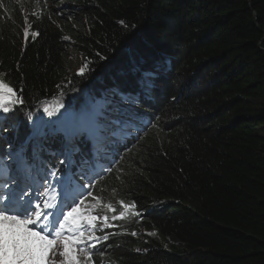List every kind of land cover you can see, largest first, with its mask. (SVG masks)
<instances>
[{
    "label": "trees",
    "instance_id": "16d2710c",
    "mask_svg": "<svg viewBox=\"0 0 264 264\" xmlns=\"http://www.w3.org/2000/svg\"><path fill=\"white\" fill-rule=\"evenodd\" d=\"M0 74L24 106L85 105L36 146L2 118L5 152L52 162L128 131L82 205L101 230L83 264H264V0H0Z\"/></svg>",
    "mask_w": 264,
    "mask_h": 264
},
{
    "label": "snow or ice",
    "instance_id": "6c2138e0",
    "mask_svg": "<svg viewBox=\"0 0 264 264\" xmlns=\"http://www.w3.org/2000/svg\"><path fill=\"white\" fill-rule=\"evenodd\" d=\"M24 34L27 37V29ZM32 35L35 36L36 33ZM84 73L85 67H81L79 74ZM18 102L20 101L16 90L0 79V111L7 113L11 111L8 105ZM89 196H92V193H89ZM93 199L97 204L102 205L101 197H93ZM82 205H84L83 200L75 203L73 199L58 212L51 214L56 217L51 222L49 215L39 210H33L35 213L33 218L26 208L17 211L8 206H0V264H57L55 260L57 255L62 258L59 264H83L82 255L87 260H91L92 253L84 245L86 241L98 240V238L94 234L86 233L95 227V221L100 217L92 214L95 206L84 208ZM102 206L109 211H116L111 204ZM120 206L124 209L120 213V218L135 207L123 201L120 202ZM65 208L67 211L64 210ZM104 219L106 221L107 216ZM38 223L42 225L40 230L36 228ZM49 223L54 229L51 232L48 231ZM85 225L88 227L86 228ZM57 245H62L63 250L57 252ZM77 245L81 247L78 248Z\"/></svg>",
    "mask_w": 264,
    "mask_h": 264
},
{
    "label": "rangeland",
    "instance_id": "374dc122",
    "mask_svg": "<svg viewBox=\"0 0 264 264\" xmlns=\"http://www.w3.org/2000/svg\"><path fill=\"white\" fill-rule=\"evenodd\" d=\"M66 69H68V71H72L73 73H77L80 69V59L77 55H74L73 53L69 52V54L66 56ZM83 92V91H81ZM77 98V96H75ZM74 97L70 98H64L61 94L58 97L49 99V100H43V101H37L34 102V105H32L31 108L34 109V113H33V120H39V122H41V124L44 125H53V122L55 124H59L63 122L64 120H66L70 115V111L71 113L73 111H76L78 108V104L80 103V100L76 99ZM67 100V101H64ZM48 104V105H47ZM75 105V109L72 110L71 106ZM8 107L11 108V113H16L14 115H18L21 111V105L15 103L14 105H8ZM0 113L5 114L4 112L0 111ZM6 116V114H5ZM13 115H11L12 117ZM31 128L35 127V123H32V125H30ZM31 130V129H27ZM32 137L34 136V133L32 132ZM19 147V145H17ZM17 146H12L13 149H15ZM19 150V149H18ZM73 196V195H72ZM1 206V203H0ZM100 223L97 221H95V226H99ZM85 227L87 228L88 226L85 225ZM146 234L145 230H141V233ZM94 234V229L89 230L86 234L88 235H93ZM87 243V241H86ZM78 247V246H77ZM79 248V247H78ZM62 245H57V252L62 251ZM62 258L59 257L58 255L55 257V260L57 262V264H59V261Z\"/></svg>",
    "mask_w": 264,
    "mask_h": 264
},
{
    "label": "bare ground",
    "instance_id": "6f19581e",
    "mask_svg": "<svg viewBox=\"0 0 264 264\" xmlns=\"http://www.w3.org/2000/svg\"><path fill=\"white\" fill-rule=\"evenodd\" d=\"M47 105H48V104H47ZM89 143H90V142H89ZM42 187H43V186H42ZM73 196L75 197V195H73ZM73 196H72V197H73ZM16 209L19 210V207L17 206ZM92 234H93V233H92Z\"/></svg>",
    "mask_w": 264,
    "mask_h": 264
}]
</instances>
